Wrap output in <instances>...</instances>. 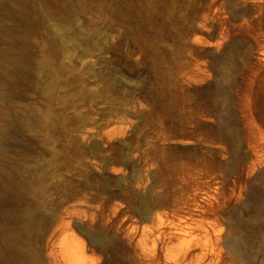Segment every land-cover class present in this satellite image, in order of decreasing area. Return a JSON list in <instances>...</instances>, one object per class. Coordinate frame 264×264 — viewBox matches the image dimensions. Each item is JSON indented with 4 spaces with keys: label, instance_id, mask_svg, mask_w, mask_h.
Here are the masks:
<instances>
[{
    "label": "rangeland",
    "instance_id": "rangeland-1",
    "mask_svg": "<svg viewBox=\"0 0 264 264\" xmlns=\"http://www.w3.org/2000/svg\"><path fill=\"white\" fill-rule=\"evenodd\" d=\"M0 9L2 226L43 264H264V0Z\"/></svg>",
    "mask_w": 264,
    "mask_h": 264
},
{
    "label": "bare ground",
    "instance_id": "bare-ground-1",
    "mask_svg": "<svg viewBox=\"0 0 264 264\" xmlns=\"http://www.w3.org/2000/svg\"><path fill=\"white\" fill-rule=\"evenodd\" d=\"M26 6H27V0H2L0 3V7H5L11 11H14L20 15H26ZM1 10V9H0ZM5 12V11H4ZM5 15V14H4ZM7 15V14H6ZM10 58V57H9ZM14 61L15 59L12 58ZM20 60V59H19ZM25 60V59H24ZM23 61V59H22ZM21 62V60H20ZM25 62V61H24ZM6 67H4L3 73H4V78L7 81H16V75H17V70L15 66L7 65L5 64ZM13 83V82H12ZM11 83V84H12ZM15 84V83H13ZM11 95V93H10ZM5 96L7 94L5 93ZM220 97V100L225 103L226 95L220 92L218 94V98ZM264 107V104H263ZM262 121L264 122V117L262 118ZM225 123V121L223 122ZM12 122L9 121L8 123V128L12 129ZM8 178V176H7ZM5 193V192H4ZM3 197V196H2ZM0 196V199L2 198ZM23 217L26 222V227L27 229H32V231L35 233V235L39 237H43L45 235L48 225L47 222L41 221L39 218V213H32L31 210H24L23 211ZM1 219V218H0ZM205 233V232H204ZM33 236V235H32ZM207 236V234H205ZM0 263L2 264H7L8 263V252L10 251V248L12 250L13 246H16V248L13 251V255L11 257L12 260L14 261H21L22 259H29V263L31 264H43L42 261L40 260L39 254L33 250V248L30 245V242L26 241L25 239L22 238L21 234L18 233L17 231H10L6 227L2 226L0 224ZM230 247L232 249L238 250V249H243L244 247V242L241 239H235L231 242H229ZM78 246V245H77ZM85 248L78 246L74 248H69L67 251H65V257L67 260H69V264H80V260L82 256L85 255ZM219 259H222L220 257Z\"/></svg>",
    "mask_w": 264,
    "mask_h": 264
}]
</instances>
